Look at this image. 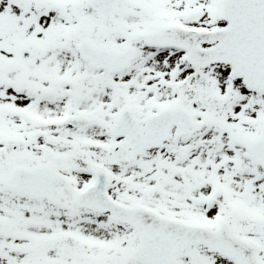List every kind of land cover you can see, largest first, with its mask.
Returning a JSON list of instances; mask_svg holds the SVG:
<instances>
[{
  "label": "snow or ice",
  "instance_id": "6c2138e0",
  "mask_svg": "<svg viewBox=\"0 0 264 264\" xmlns=\"http://www.w3.org/2000/svg\"><path fill=\"white\" fill-rule=\"evenodd\" d=\"M0 264H264V0H0Z\"/></svg>",
  "mask_w": 264,
  "mask_h": 264
}]
</instances>
